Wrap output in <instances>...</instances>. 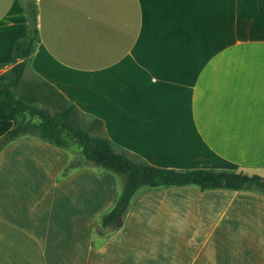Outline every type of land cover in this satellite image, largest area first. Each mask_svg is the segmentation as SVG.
<instances>
[{"label":"crops","instance_id":"obj_1","mask_svg":"<svg viewBox=\"0 0 264 264\" xmlns=\"http://www.w3.org/2000/svg\"><path fill=\"white\" fill-rule=\"evenodd\" d=\"M30 2L22 80L50 84L92 134L157 166L264 176V0H0V73ZM74 156L36 131L0 149V264H264V188L142 186L99 238L124 179L93 162L63 172ZM180 228L187 257H170Z\"/></svg>","mask_w":264,"mask_h":264},{"label":"trees","instance_id":"obj_2","mask_svg":"<svg viewBox=\"0 0 264 264\" xmlns=\"http://www.w3.org/2000/svg\"><path fill=\"white\" fill-rule=\"evenodd\" d=\"M27 16V27L14 44V64L0 73V149L20 134L36 131L41 138L59 146L76 143L81 147L84 159L122 174V188L112 207L101 215V226H120L132 196L142 186L195 184L200 189L264 188V176L256 173L207 167L157 166L120 149L107 136L92 134L80 124V111L75 104L50 84L22 80L27 62L39 41L37 11L31 2ZM92 123L96 128L102 126L98 118H93ZM68 165L73 166V163Z\"/></svg>","mask_w":264,"mask_h":264},{"label":"rangeland","instance_id":"obj_3","mask_svg":"<svg viewBox=\"0 0 264 264\" xmlns=\"http://www.w3.org/2000/svg\"><path fill=\"white\" fill-rule=\"evenodd\" d=\"M27 78V76H25V79ZM76 158H73L70 163L72 165H75V164H83V165H91L92 162L89 161V160H86L83 158V156H80V157H77V156H74ZM67 170L66 172H68L70 170V165H67ZM42 173V171L40 169H35L34 171H31L27 174H30L29 176H39L40 174ZM114 175L117 176V180L120 181L121 178H122V181L124 179L123 175L122 174H118V173H115L114 172ZM121 177V178H120ZM152 221H155L156 219H151ZM95 226L99 229V230H102L103 231L100 233V234H103L102 236H100L99 238H103V236H106V232L109 231L110 229L109 228H105V227H101L100 225V219L99 221L95 224ZM111 228V226H110ZM187 228H183V229H179V231H176L177 232V235L176 234H173V233H168L165 237H164V240H163V243L165 244L164 248H166V250H164L166 254H169V256H174L176 255L177 257H181V258H186L187 257V244H186V239H187ZM150 235L152 234H148V237H150ZM143 235H140V237H142ZM143 238V237H142Z\"/></svg>","mask_w":264,"mask_h":264}]
</instances>
